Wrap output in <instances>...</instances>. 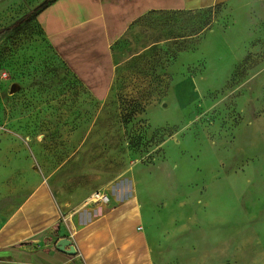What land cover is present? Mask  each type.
I'll list each match as a JSON object with an SVG mask.
<instances>
[{"label": "rangeland", "instance_id": "1", "mask_svg": "<svg viewBox=\"0 0 264 264\" xmlns=\"http://www.w3.org/2000/svg\"><path fill=\"white\" fill-rule=\"evenodd\" d=\"M43 1L0 0V181L28 163L89 217L138 197L155 264H264V0L143 16L107 96L27 16Z\"/></svg>", "mask_w": 264, "mask_h": 264}, {"label": "crops", "instance_id": "2", "mask_svg": "<svg viewBox=\"0 0 264 264\" xmlns=\"http://www.w3.org/2000/svg\"><path fill=\"white\" fill-rule=\"evenodd\" d=\"M232 1L54 0L35 20L89 91L107 96L115 75L112 47L137 20L152 11ZM26 164L22 174L16 173L17 180L7 183L10 195L0 181V264H155L138 197H127L91 217L90 208L67 212L48 181L35 186L34 167ZM63 238L71 240L76 254L58 250Z\"/></svg>", "mask_w": 264, "mask_h": 264}, {"label": "water", "instance_id": "3", "mask_svg": "<svg viewBox=\"0 0 264 264\" xmlns=\"http://www.w3.org/2000/svg\"><path fill=\"white\" fill-rule=\"evenodd\" d=\"M26 243H28V242H23L20 245L26 244ZM67 246L69 247L68 249L66 248ZM57 248H58V250L65 252L67 254H70V255L76 254L75 246L72 245L71 240L67 239V238H63V239L59 240L58 244H57Z\"/></svg>", "mask_w": 264, "mask_h": 264}, {"label": "trees", "instance_id": "4", "mask_svg": "<svg viewBox=\"0 0 264 264\" xmlns=\"http://www.w3.org/2000/svg\"><path fill=\"white\" fill-rule=\"evenodd\" d=\"M54 0H44L43 2H41L39 5H37L34 9H32L31 11H29V13L27 14V16L30 15V13H32L34 15V18L37 16V14L44 9L45 7H47L50 3H52ZM21 20L15 22L13 25H16L17 23H19ZM12 25V26H13Z\"/></svg>", "mask_w": 264, "mask_h": 264}]
</instances>
